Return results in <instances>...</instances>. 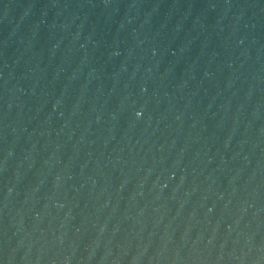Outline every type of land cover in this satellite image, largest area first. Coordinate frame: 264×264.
Instances as JSON below:
<instances>
[{
  "label": "water",
  "instance_id": "1",
  "mask_svg": "<svg viewBox=\"0 0 264 264\" xmlns=\"http://www.w3.org/2000/svg\"><path fill=\"white\" fill-rule=\"evenodd\" d=\"M0 264H264V0H0Z\"/></svg>",
  "mask_w": 264,
  "mask_h": 264
}]
</instances>
